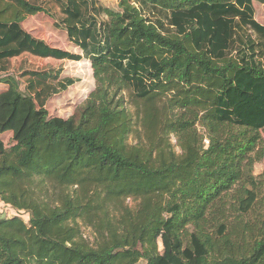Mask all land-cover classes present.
<instances>
[{"label": "trees", "instance_id": "16d2710c", "mask_svg": "<svg viewBox=\"0 0 264 264\" xmlns=\"http://www.w3.org/2000/svg\"><path fill=\"white\" fill-rule=\"evenodd\" d=\"M102 1L0 0V200L28 216L0 219V264H264V0ZM36 17L73 51L27 31ZM26 56L86 62L95 87L51 116L79 81L11 76Z\"/></svg>", "mask_w": 264, "mask_h": 264}, {"label": "rangeland", "instance_id": "374dc122", "mask_svg": "<svg viewBox=\"0 0 264 264\" xmlns=\"http://www.w3.org/2000/svg\"><path fill=\"white\" fill-rule=\"evenodd\" d=\"M117 2L118 0H103L102 4L104 6L116 8ZM55 11H57V9H55ZM255 11L257 21L264 25V7L260 4L258 5V3H255ZM24 27L27 29V31L32 33L35 38L45 41L52 47L73 51L70 48L64 33L54 30V27L51 25V23L46 22V17L30 18L24 23ZM24 69H62V76L64 78H73L79 81V83L70 88L68 92L60 94L50 100L48 109L51 116H61L64 118H68L69 116L73 115L76 107L87 99V97L95 87L90 64L86 62H82L76 65L69 62L63 63L54 60L37 59L26 56L14 59L11 63V71L9 72L11 76L15 77L16 74L19 73V71L21 72V70ZM5 77L6 76L0 75V80ZM3 89H5V87L0 85V91H2ZM122 96H124L125 101L127 102L126 106L131 109V102L128 93L124 92ZM199 132L203 134L201 128H199ZM0 139L4 142L7 148L11 147L13 142L12 136L10 134L0 136ZM171 142L175 148V151L178 154L181 153L175 136L171 137ZM255 175L264 177V160L256 164ZM35 185V191L37 192V197L39 200L51 201L55 194H57L54 193L55 190L50 184H38L37 182ZM126 205L130 208H135L136 203L132 200H127ZM4 217H21L23 219H27L28 216L25 212L17 213V211H15L12 207L3 204L0 200V219ZM78 223L84 239L89 243H93L95 238L93 230L82 221H78ZM185 240V242H187L188 239Z\"/></svg>", "mask_w": 264, "mask_h": 264}, {"label": "built area", "instance_id": "2783aa9c", "mask_svg": "<svg viewBox=\"0 0 264 264\" xmlns=\"http://www.w3.org/2000/svg\"><path fill=\"white\" fill-rule=\"evenodd\" d=\"M206 143H208V142L206 141Z\"/></svg>", "mask_w": 264, "mask_h": 264}]
</instances>
